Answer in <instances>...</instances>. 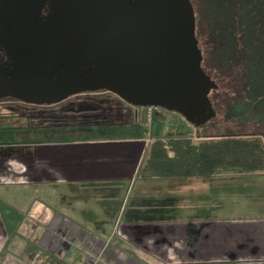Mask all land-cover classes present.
I'll return each instance as SVG.
<instances>
[{
    "label": "crops",
    "instance_id": "crops-1",
    "mask_svg": "<svg viewBox=\"0 0 264 264\" xmlns=\"http://www.w3.org/2000/svg\"><path fill=\"white\" fill-rule=\"evenodd\" d=\"M82 116V131L112 127L98 114ZM134 119L149 124L142 114ZM107 137L42 142L0 158L1 172L23 167L13 179L0 174V264H264L263 193L260 210L231 216L218 206L233 194L227 177L238 186L264 181V171L154 178L144 161L155 139Z\"/></svg>",
    "mask_w": 264,
    "mask_h": 264
},
{
    "label": "water",
    "instance_id": "water-1",
    "mask_svg": "<svg viewBox=\"0 0 264 264\" xmlns=\"http://www.w3.org/2000/svg\"><path fill=\"white\" fill-rule=\"evenodd\" d=\"M195 30L190 0H58L37 71L0 75V100L51 106L104 91L142 115L176 112L198 130L216 116L209 96L218 86L202 68Z\"/></svg>",
    "mask_w": 264,
    "mask_h": 264
},
{
    "label": "trees",
    "instance_id": "trees-1",
    "mask_svg": "<svg viewBox=\"0 0 264 264\" xmlns=\"http://www.w3.org/2000/svg\"><path fill=\"white\" fill-rule=\"evenodd\" d=\"M199 1L200 18L206 25L208 40L215 42L217 39L218 43L214 57L210 59L216 69L210 72L211 68H206L204 58L203 70L211 79L219 81L227 70L238 65L241 67L235 73V80L237 87L239 84L242 86V95L227 107L225 116L237 125V131L219 136H201L200 141L190 137L153 140L147 148L144 164L154 178L179 176L202 179L220 173L248 175L264 171V0H238L237 10L234 9L237 2L233 0H214L215 5H221L224 10L221 23L216 14L209 15L208 0ZM235 11L237 18L232 19ZM215 93L209 96L214 110L221 101L220 96H214ZM79 105L90 106L84 102ZM61 109L64 107L37 113L35 117L57 118L59 122L62 120L59 116ZM135 114L141 115L138 108ZM103 116L98 115L102 120Z\"/></svg>",
    "mask_w": 264,
    "mask_h": 264
},
{
    "label": "rangeland",
    "instance_id": "rangeland-1",
    "mask_svg": "<svg viewBox=\"0 0 264 264\" xmlns=\"http://www.w3.org/2000/svg\"><path fill=\"white\" fill-rule=\"evenodd\" d=\"M194 9L195 14V24L196 30L195 35L198 41L199 49L202 52L203 60H206V68L213 73L215 68V64L210 61L212 57H214V53L216 50V46L218 45L217 39L215 42L212 40H208V33L205 31L206 25L204 21L200 18L201 7L199 0H190ZM237 2L235 4L234 9L237 10L239 7L238 0H233ZM209 2V15L216 14L218 16V22L221 23L223 20V9H221V5L218 7L215 5L214 0H208ZM233 8V7H232ZM226 10V9H225ZM235 15L232 19L237 18V12H234ZM236 24L239 29L238 22L236 20ZM238 37V33L236 35ZM204 64L202 63V66ZM209 67V68H208ZM203 68V67H202ZM241 70L240 65L233 67L232 70H227L224 76L217 80L212 79L216 85L218 86L217 91H212L210 96H212L215 92V97L220 96V103L216 105V116L211 122L207 125L200 128V130H196L195 127L189 124L180 114L176 112H170L162 108H154L153 116L151 122L146 125L145 122H141V124L134 125L137 121H135V112L137 108L130 106V108H124L125 103L122 100H119L117 96L109 92H92V93H81L74 96H71L67 99L66 102L61 105L55 104L46 107H34V106H17L15 109L0 107V129L4 130V133H0V158H6L9 160H14L18 157H21L19 153L25 151L26 153L31 151V145H35L37 143L42 142H52V141H67V140H78V139H98V138H121V137H133L138 136L139 133L142 135H147L148 137H152L153 139L158 138H181V137H193L200 138L201 136H219L223 134H232L237 131V125L233 124L231 120L225 119L227 114V107L230 104L234 103L235 100L242 93V86L239 84L237 87V83L235 80L236 74ZM205 72V71H204ZM224 73V72H223ZM242 95V94H241ZM81 102H84L90 106L87 108L85 105H79ZM73 107H66L69 105H73ZM11 106V105H10ZM60 107H64L61 109L59 116H62L63 122H57V118H33L23 116L24 118H20V114L34 112V111H45V110H58ZM121 108V109H115ZM104 115L102 118L104 121L107 120V124H112V127L107 129L109 132L101 131H82L81 123L85 122L82 119V115L87 114ZM29 115V114H28ZM54 121V122H53ZM79 123V124H78ZM40 124H42L40 126ZM61 124V125H59ZM53 127H50V126ZM131 125V127H128ZM53 128L52 131L50 128ZM39 128H49L48 131H44ZM103 129V128H102ZM94 136V137H93ZM259 136V135H258ZM263 144H264V140ZM3 160V159H1ZM0 160V174H4L6 178L4 180L13 179V176L16 175V171H22L23 167H19L16 164L7 165V169L4 172H1L3 168L2 161ZM16 170V171H15ZM227 175H229L227 173ZM235 175V174H233ZM251 175V174H250ZM251 177V176H245ZM237 176L227 177L225 180L228 182L226 185L229 193L226 200L218 202L219 207L225 206L224 213L227 215L236 216L237 214H244L254 210L261 209L260 197H258L257 193L262 192L264 195V181L260 182L258 178L251 177L249 178L248 183L242 181L243 184H237ZM244 178V177H243ZM239 182V180H238ZM232 183V184H231ZM126 191V190H125ZM138 192V191H137ZM238 193V194H234ZM133 193L130 195L132 197ZM121 194L118 193V196ZM135 193V197H136ZM262 196V195H261ZM263 197V196H262ZM2 197L0 196V200ZM123 199V198H122ZM264 200V199H263ZM0 207L1 203H0ZM118 211V208L116 209ZM11 213V217L13 215H17L15 211L9 209ZM84 216L91 215V211L85 210L82 211ZM222 214V213H220ZM121 218V217H120ZM12 222L14 219L9 217ZM109 217H107V220ZM9 223V220L7 221ZM24 241H30L31 236L24 235L26 237ZM21 237V236H20ZM21 239V238H20ZM32 247L34 249L37 248V244H33ZM39 251L37 250V253Z\"/></svg>",
    "mask_w": 264,
    "mask_h": 264
},
{
    "label": "flooded vegetation",
    "instance_id": "flooded-vegetation-1",
    "mask_svg": "<svg viewBox=\"0 0 264 264\" xmlns=\"http://www.w3.org/2000/svg\"><path fill=\"white\" fill-rule=\"evenodd\" d=\"M57 1L0 0V75H3L5 79L19 80L23 77H30L37 71L40 61L38 58L41 55L40 49L46 40L44 34ZM82 70L80 66L79 70L74 69V73H81ZM18 105L46 107V105L25 104L12 98L0 100V107H14L13 109H15ZM124 108H130V105L126 104ZM47 111L51 110L20 114V118H24L23 116L26 114L36 118L35 114ZM0 133H4V130L0 129Z\"/></svg>",
    "mask_w": 264,
    "mask_h": 264
},
{
    "label": "built area",
    "instance_id": "built-area-1",
    "mask_svg": "<svg viewBox=\"0 0 264 264\" xmlns=\"http://www.w3.org/2000/svg\"><path fill=\"white\" fill-rule=\"evenodd\" d=\"M153 110L154 108L152 107H149L147 108V112L146 114H144V118L150 123L151 119H152V116H153Z\"/></svg>",
    "mask_w": 264,
    "mask_h": 264
}]
</instances>
